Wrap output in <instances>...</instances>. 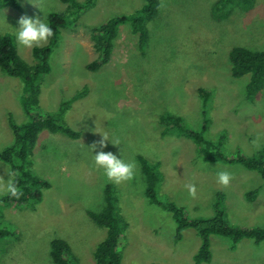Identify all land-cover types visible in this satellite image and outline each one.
Instances as JSON below:
<instances>
[{
	"label": "rangeland",
	"instance_id": "obj_1",
	"mask_svg": "<svg viewBox=\"0 0 264 264\" xmlns=\"http://www.w3.org/2000/svg\"><path fill=\"white\" fill-rule=\"evenodd\" d=\"M216 1L160 0L158 17L148 26L146 54L139 52L138 37L130 25L121 26L111 62L97 72L87 69L98 57L91 30L113 17L139 12L145 1L98 0L76 26L62 30L50 59L52 71L42 80L40 106L56 114L63 102L87 87V95L74 102L63 117L82 137L71 140L49 131L39 136L32 170L49 181L51 188L44 191L34 211L3 207L1 227L17 232L0 242V264H54L51 243L58 238L68 241L78 264H95L93 252L107 230L94 223L87 210L96 212L103 207L107 184L116 186L128 223L123 264H195L193 256L201 244L198 234L188 229L181 242L175 241L177 225L172 214L150 204L145 196L139 156L161 163L159 199L184 207L190 218L213 216L222 195L230 223L264 226L261 175L241 165L205 162L194 142L167 133L160 121L167 112L177 114L188 128L199 131L206 108L211 122L205 136L219 141L227 157L238 151L253 157L264 147V89L250 103L245 95L249 78H233L229 62L232 47L264 50V0H254L253 10L236 9L222 21L212 13ZM19 3L21 11L0 9V37L14 36L21 17L45 16L48 20L50 14L64 13L68 7L61 0ZM16 45L22 58L34 64L33 48ZM201 88L211 95L202 97ZM22 93V81L0 69V154L14 142L9 115L17 124L29 120L21 105ZM102 135L118 146L107 141V147L101 148ZM93 146L96 152L122 153L127 162L135 164L134 178L120 184L108 182L103 170L95 166ZM5 167L0 160V176L7 180ZM220 171L230 173L228 186L218 182ZM256 190L259 196L250 202L247 194ZM211 242L214 256L210 264H264V242L243 240L235 251L230 239L213 236Z\"/></svg>",
	"mask_w": 264,
	"mask_h": 264
},
{
	"label": "trees",
	"instance_id": "obj_2",
	"mask_svg": "<svg viewBox=\"0 0 264 264\" xmlns=\"http://www.w3.org/2000/svg\"><path fill=\"white\" fill-rule=\"evenodd\" d=\"M67 4L64 13H52L49 15L50 23L55 37L44 47L33 48L34 64L28 63L19 54L14 36L5 34L0 37V69L12 78L20 79L23 83L21 105L28 117V121L17 124L12 115H9L8 123L14 135V142L3 150L0 160L15 171L18 186L23 195L16 199L9 195L0 196V242H5L17 232L8 227H1V219L4 218L3 207L13 206L17 209L29 207L34 211L44 196V191L51 188V183L39 178L32 170L31 159L34 156L39 136L43 131L52 134H61L71 140H79L82 133L69 127L63 117L74 102L87 95V87L79 91L71 100L61 104L56 114L44 112L40 106L42 80L52 71L50 59L59 45L61 33L68 26H76L82 16L90 10L98 0H61ZM145 6L134 14L113 17L106 23L91 30V40L98 57L87 69L97 72L106 67L110 62L119 38L120 28L130 25L131 33L138 37V49L144 56L150 41L149 24L156 20L160 10V0H144ZM254 0H217L212 8L215 18L222 21L231 15L236 9L249 12L254 9ZM14 8L21 11L19 0H0V9ZM230 74L235 79L249 78L245 95L250 103L256 101L257 96L264 89V50H252L235 46L229 51ZM200 95L207 98L211 95L205 89H199ZM206 102V101H205ZM204 124L199 131L190 129L185 125L182 116L173 113L161 115L160 121L165 126L167 133L175 134L191 140L197 146V152L202 160L208 163H224L241 165L245 169L257 172L264 181V147L253 157L236 152L233 157H227L221 152V143L206 138L210 119L207 110L203 111ZM141 171L146 181L145 196L150 204L160 207L172 214L176 225L175 241L181 242L184 232L193 229L198 234L201 244L193 256L195 264H210L213 260L211 239L213 236L230 239L231 249L235 251L243 240H252L256 244L264 242V226L242 227L230 223L226 209L222 202L224 197L219 196L214 205V215L210 217L190 218L186 209L172 201L163 202L159 199V186L163 179L160 162H151L143 156L138 157ZM117 188L113 184H107L104 189V205L98 211L87 210L91 220L107 230V236L100 242L93 252L95 264H123L125 251V233L128 223L123 217ZM259 191L247 194L250 202H255ZM51 257L54 264H78L73 254L71 245L64 239H55L51 243ZM160 264V263H152Z\"/></svg>",
	"mask_w": 264,
	"mask_h": 264
},
{
	"label": "clouds",
	"instance_id": "obj_3",
	"mask_svg": "<svg viewBox=\"0 0 264 264\" xmlns=\"http://www.w3.org/2000/svg\"><path fill=\"white\" fill-rule=\"evenodd\" d=\"M19 27L14 28L15 42L27 49L34 47H40L47 44L51 39L55 37V33L47 18L39 16L35 18L21 17L18 21ZM99 142L101 148L107 147L108 140L105 136ZM113 145L118 146V142L110 141ZM94 149V162L98 169L103 170V174L108 182H114L120 184L130 181L135 175V164L127 162L122 153L120 155L112 152L95 151ZM5 174L8 179L5 180L3 176H0V193L9 195L19 199L23 195V191L18 186L17 176L14 170L5 167ZM218 182L224 186H228L231 181V175L227 171H220L217 173ZM190 191L194 194L195 188L190 187Z\"/></svg>",
	"mask_w": 264,
	"mask_h": 264
}]
</instances>
